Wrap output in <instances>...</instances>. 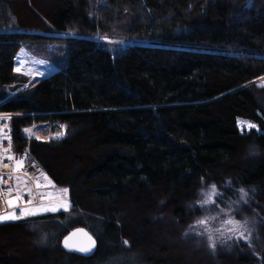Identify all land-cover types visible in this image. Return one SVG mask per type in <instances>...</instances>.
<instances>
[{
    "label": "trees",
    "instance_id": "1",
    "mask_svg": "<svg viewBox=\"0 0 264 264\" xmlns=\"http://www.w3.org/2000/svg\"><path fill=\"white\" fill-rule=\"evenodd\" d=\"M45 47L54 73L15 72ZM263 77L264 0H0V112L71 206L0 224V264H264ZM221 209L247 241L210 246ZM77 228L89 255L62 246Z\"/></svg>",
    "mask_w": 264,
    "mask_h": 264
},
{
    "label": "built area",
    "instance_id": "2",
    "mask_svg": "<svg viewBox=\"0 0 264 264\" xmlns=\"http://www.w3.org/2000/svg\"><path fill=\"white\" fill-rule=\"evenodd\" d=\"M25 62V61H21ZM19 58L16 59L15 67L19 68L21 63ZM22 67V66H21ZM20 67V68H21ZM12 115L4 114L0 112V128H4L5 132L3 136H0V150L9 148L8 137L11 139V155L16 158L23 160V169L20 172H12L11 169L14 167L13 161H8L4 159L0 163V175L4 177L6 183H0V216L14 214L17 219H8L0 221V224L23 221L30 216L21 217L22 208L35 209L38 206H45L49 202H60L62 200L59 192H54L53 186L46 180L45 173L41 167L37 164L33 157H31L26 151H15L13 147V129L10 124V119ZM9 177H12L9 179ZM16 177L20 178V183H17ZM26 181V183H25ZM39 182L41 187L37 188L36 184ZM11 188L12 191L9 193L8 189ZM19 192L21 199L19 201L15 200V197ZM12 199L14 201V206L9 207L7 201ZM31 200V204L28 201Z\"/></svg>",
    "mask_w": 264,
    "mask_h": 264
},
{
    "label": "rangeland",
    "instance_id": "3",
    "mask_svg": "<svg viewBox=\"0 0 264 264\" xmlns=\"http://www.w3.org/2000/svg\"><path fill=\"white\" fill-rule=\"evenodd\" d=\"M62 36L75 37L74 34H66V35L62 34ZM82 37L92 39L95 41L100 40L97 36H93V35H82ZM101 41L105 44L107 43L108 46H105V47L103 46V47L106 48L107 50H109L112 54H114L115 52L119 53L121 50H124L126 47V46H122L121 44H118L115 41L110 42L108 39H107V41H105V40H101ZM33 50H37V48L33 49ZM50 50H52V49L45 47L42 51V54H32L30 51H28L24 48H21L18 55H17V59L19 58L20 63H21L20 67L21 66L22 67H21V71H19V72L15 71V72L17 74L23 75L25 77H29L31 80L36 79V78H46L47 76L51 75L52 73H54L57 70L56 69L57 67L54 64V62L47 60L46 58H44V56H47L46 53H48L49 57L55 61L57 59V54H54ZM21 61H25V62H21ZM36 61H42V63H38ZM15 69H16V67L14 68V70ZM256 82H259L260 84H264V77L257 80ZM238 121H240L241 124H238ZM238 121H237V126H238V129L240 130L241 133H246L251 129L258 130L257 127L249 129L247 127V124L243 123V122H249V121L242 120V119H238ZM249 123H251V122H249ZM251 124H253V123H251ZM260 132L264 133V130L260 131ZM55 191H56V193L59 192L62 200L67 202V204H68V210L67 211H69L71 206L66 199V195L62 194L61 189L54 188V192ZM208 191L209 190H207V192ZM62 200L60 199V202ZM58 203H59V201L56 202L54 200L53 202L47 203L45 206L50 207V206L56 205ZM39 207L40 206H38V208ZM67 211H65L64 208H57V211H55V212H50V211L46 212L45 211L44 213L32 215V217H29V219L40 218V217H44L47 215H52L55 213H63V212H67ZM224 211H226V210H224ZM219 213H220V215H211L209 217L208 223L206 225H203L202 230L206 235H208V236L211 235L212 238L214 240H216L217 242L230 240V239H227V236L231 235L230 233L225 232L224 235H221V232L228 227L227 225H224L222 223V220L228 219V216H224L221 211ZM211 217H218V218L213 220V219H211ZM218 230H220V231H218ZM232 238H235V236H232ZM36 242H37V240H36Z\"/></svg>",
    "mask_w": 264,
    "mask_h": 264
},
{
    "label": "snow or ice",
    "instance_id": "4",
    "mask_svg": "<svg viewBox=\"0 0 264 264\" xmlns=\"http://www.w3.org/2000/svg\"><path fill=\"white\" fill-rule=\"evenodd\" d=\"M38 63H42V61H36ZM15 71H21V68H16ZM264 86V85H262ZM245 124H247V127L249 129L251 128H255L256 125L251 124L249 122H243ZM238 124H241L240 121H238ZM63 127V126H61ZM25 133H30L31 129H25L24 130ZM5 132L4 128H0V136H3ZM60 135H63V133H60ZM0 142H2V140H0ZM8 142H9V148L7 149H2L0 150V163L3 162L4 159H7L8 161H13L14 162V167H12L11 171L12 172H20L23 169V160L16 158L14 155H11V139L10 137H8ZM12 177H9V179H11ZM47 180V177H44ZM17 179V183H20V178L16 177ZM0 183H6V181L4 180V177L2 175H0ZM26 183V181H25ZM50 183V182H49ZM36 187L39 188L41 187V185L39 184V182H37ZM9 193H11L12 189L9 188L8 189ZM68 189H62L61 192L63 195H66L68 193ZM202 195L204 196V199L202 201L199 202L200 206L203 207L204 205L210 204V203H215V198L222 195L221 193H219L217 191V186L216 185H211L210 186V190L208 192H204L202 193ZM240 198L244 203H247V192L243 189L240 190ZM21 199V196L19 194V192H17V195L15 197V200L19 201ZM9 207H13L14 206V201L12 199H9L7 201ZM29 204H31V200L28 201ZM57 208H64L65 211L68 210V204L66 201H61L56 205L50 206V207H44L43 211H50V212H55L57 211ZM221 212L224 216H228V219H223L222 223L224 225H227L228 227L226 229H224L221 232V235H224L225 232L230 233L231 235L227 236V239H231L232 236H235L237 239H242L247 241L248 236L245 235V233L249 232V229L247 227V221H238L234 218V216L230 215L229 212L224 211L223 209H221ZM35 211L31 208H22L21 209V217L24 216H30V215H34ZM18 217H16L14 214H9V215H2L0 216V221L2 220H8V219H17ZM218 217H211V219L215 220ZM209 218L205 217L202 219H199L197 221V223L199 225H206L208 223ZM80 232H83L82 229L77 230ZM220 231V230H218ZM85 235H87L85 233ZM209 241H210V246L215 249V242L213 241V238L211 235H209L208 237ZM88 240L90 241L91 244H94V241H92L91 237H88ZM124 243L127 245L128 241H124ZM65 247H68L67 244V238L65 239ZM91 249L90 247H81L79 248V251L81 252H89Z\"/></svg>",
    "mask_w": 264,
    "mask_h": 264
},
{
    "label": "water",
    "instance_id": "5",
    "mask_svg": "<svg viewBox=\"0 0 264 264\" xmlns=\"http://www.w3.org/2000/svg\"><path fill=\"white\" fill-rule=\"evenodd\" d=\"M80 229L81 228H77V229H74L71 232H69L64 237L63 242H62V246L68 252H72V253H75L78 255H89L95 247L94 238L88 232H86L84 229H82L83 232L77 231ZM85 233L87 235H85ZM88 237L92 238V241H94V244L90 243V241L88 240ZM66 238H67L68 247H65V239ZM81 247H90L91 250L89 252H81V251H79V248H81Z\"/></svg>",
    "mask_w": 264,
    "mask_h": 264
},
{
    "label": "bare ground",
    "instance_id": "6",
    "mask_svg": "<svg viewBox=\"0 0 264 264\" xmlns=\"http://www.w3.org/2000/svg\"><path fill=\"white\" fill-rule=\"evenodd\" d=\"M44 207H48V206H42V207H39V208H37V209L35 208V209H34V211H35V214H34V215H37V214H36L37 212H45V211H43V208H44ZM46 212H47V211H46Z\"/></svg>",
    "mask_w": 264,
    "mask_h": 264
},
{
    "label": "crops",
    "instance_id": "7",
    "mask_svg": "<svg viewBox=\"0 0 264 264\" xmlns=\"http://www.w3.org/2000/svg\"><path fill=\"white\" fill-rule=\"evenodd\" d=\"M37 209V208H36ZM40 213H44V212H37L36 214H40Z\"/></svg>",
    "mask_w": 264,
    "mask_h": 264
}]
</instances>
